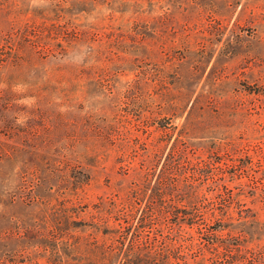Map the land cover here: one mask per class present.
<instances>
[{"label":"rangeland","instance_id":"1","mask_svg":"<svg viewBox=\"0 0 264 264\" xmlns=\"http://www.w3.org/2000/svg\"><path fill=\"white\" fill-rule=\"evenodd\" d=\"M38 26L53 50L30 57ZM0 44V264H104L118 229L134 264H264V0H0ZM201 155L245 160L220 220L174 207Z\"/></svg>","mask_w":264,"mask_h":264},{"label":"trees","instance_id":"2","mask_svg":"<svg viewBox=\"0 0 264 264\" xmlns=\"http://www.w3.org/2000/svg\"><path fill=\"white\" fill-rule=\"evenodd\" d=\"M21 32H22V40L24 42H21L22 45L18 46V50H20L21 48L23 50H27L28 56L31 57L39 53L48 52V50L49 51L53 50V48L50 46V41H47L48 36H52L51 35L52 31H49L48 29L45 28H40L38 26L33 28L26 27L22 29ZM31 35H33V37ZM10 37L12 38V36ZM42 38H44V40ZM5 39L10 43L9 38L5 37ZM13 46L11 49H14ZM175 106L176 105H174V107ZM208 152H214V151H208ZM184 159L186 164L183 165V167L189 169L188 167L190 166V170L184 171L183 173L185 177V183H184L185 190L183 192L184 195H182L181 198H183L182 200L186 202V204H184L186 207L183 209H180L175 205L174 207H176V210L178 212L179 210H182L183 212L182 215L187 219L189 218L188 220L193 221L196 217L204 216L206 213L210 214L211 217L220 220L221 218L218 217L217 210H220V212H227L225 208L227 207L229 208L237 200V194L234 192L233 189L230 188L228 184V177L226 175L228 171L225 170V167L230 166L231 168L236 170L237 168L241 167V165H243L244 163L243 161H245L244 158L237 157L235 159H231L232 160L231 164H229L228 161H223L221 157L214 158L212 155H208V156L201 155L195 159H189L186 156ZM246 161L247 163L243 167L252 166L253 163L249 157L248 158L246 157ZM143 162L144 163H142L143 164L142 169L145 168L150 171L152 169L151 155H149L148 157L145 156ZM136 172H141V171H136ZM32 174L34 175L32 176V180L30 181L31 182L30 186L32 188L30 189L29 197L31 201L32 200L37 201V203L43 204L44 207L48 208L50 205L49 199L44 198L39 193V189L41 187H46L45 185L46 179L43 176H40L38 174V171H35ZM235 174L236 172L233 171V176ZM25 177L27 178L28 175ZM202 180H204L203 183L208 185L206 186L207 187L206 191H203L204 186H201L203 185L201 183ZM260 182L264 184V181H260ZM26 183H27V179H26ZM48 188L50 190L52 189L51 186H48ZM134 193L136 192L133 191L132 194H128L127 198L121 200L119 203L114 202L113 203L114 206H112L111 208V210H114L116 213H118V215H120L121 218H124L125 222L130 221L129 218L130 212H133L135 208L134 201L136 200L134 199V197L136 195H134ZM158 194H160L159 198L160 200H162V194L161 193ZM209 194L211 195L209 196ZM151 197L152 198L149 200L148 206L140 215L141 221L144 219L146 222L147 220L146 216L149 214L148 211H153L154 205H156V202L158 201L157 196L153 195ZM52 208L55 207L52 206L51 209ZM62 211L67 212V209L65 208ZM149 216H151V214H149ZM178 216L179 215H177V217ZM103 222H106V220H104ZM117 231L120 233L122 237V244H123L119 248L118 253H115L117 252L116 249L118 248V246L115 248H110L112 245L111 244V245H103L102 247H100L95 243L96 241L90 243L94 245L95 249L98 248L100 251L103 252L104 264H112L115 257L117 259L122 254L124 257V263L128 262V264H134L133 252L135 250H140L141 247L138 246V244H136V241L133 239L134 237L125 247V241L127 236L125 235L124 232H122V230L118 229ZM136 233L137 231L135 232V234Z\"/></svg>","mask_w":264,"mask_h":264}]
</instances>
